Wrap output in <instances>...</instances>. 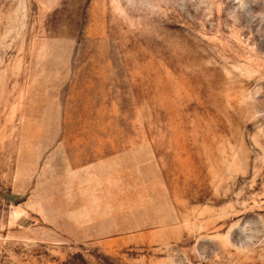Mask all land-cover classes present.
Masks as SVG:
<instances>
[{"label":"rangeland","instance_id":"1","mask_svg":"<svg viewBox=\"0 0 264 264\" xmlns=\"http://www.w3.org/2000/svg\"><path fill=\"white\" fill-rule=\"evenodd\" d=\"M0 264H264V0H0Z\"/></svg>","mask_w":264,"mask_h":264}]
</instances>
